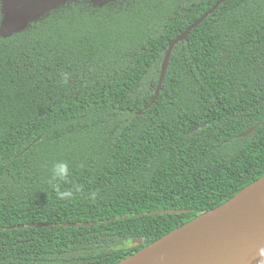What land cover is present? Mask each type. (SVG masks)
Wrapping results in <instances>:
<instances>
[{
	"label": "trees",
	"instance_id": "1",
	"mask_svg": "<svg viewBox=\"0 0 264 264\" xmlns=\"http://www.w3.org/2000/svg\"><path fill=\"white\" fill-rule=\"evenodd\" d=\"M218 1L73 0L0 37V264H113L264 175V0H222L151 103Z\"/></svg>",
	"mask_w": 264,
	"mask_h": 264
},
{
	"label": "water",
	"instance_id": "2",
	"mask_svg": "<svg viewBox=\"0 0 264 264\" xmlns=\"http://www.w3.org/2000/svg\"><path fill=\"white\" fill-rule=\"evenodd\" d=\"M73 0H0V37L23 31L45 12ZM103 4L111 0H90ZM222 0L169 42L161 65L155 101L160 90L170 53L176 43L211 14ZM259 123L239 136H247ZM177 213L179 210L154 211ZM138 215H141L138 214ZM133 243L142 244V239ZM264 248V175L254 180L222 204L201 213L170 230L153 242L113 264H264L259 249Z\"/></svg>",
	"mask_w": 264,
	"mask_h": 264
},
{
	"label": "clouds",
	"instance_id": "3",
	"mask_svg": "<svg viewBox=\"0 0 264 264\" xmlns=\"http://www.w3.org/2000/svg\"><path fill=\"white\" fill-rule=\"evenodd\" d=\"M64 82H67V74H63ZM70 169L66 162H59L54 165L51 171L50 183H53V187L56 189L58 197L61 199L71 198L75 192L80 191L78 185L73 184L71 188H66L64 191H60L61 183H70L69 181ZM259 254L264 258V248L259 249Z\"/></svg>",
	"mask_w": 264,
	"mask_h": 264
}]
</instances>
